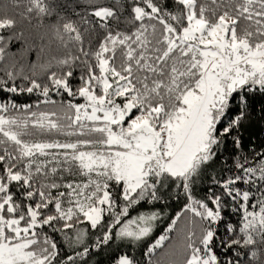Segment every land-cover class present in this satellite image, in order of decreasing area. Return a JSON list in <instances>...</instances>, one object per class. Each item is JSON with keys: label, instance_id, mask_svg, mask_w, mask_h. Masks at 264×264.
Returning a JSON list of instances; mask_svg holds the SVG:
<instances>
[{"label": "snow or ice", "instance_id": "6c2138e0", "mask_svg": "<svg viewBox=\"0 0 264 264\" xmlns=\"http://www.w3.org/2000/svg\"><path fill=\"white\" fill-rule=\"evenodd\" d=\"M257 97L264 0H0V264H264Z\"/></svg>", "mask_w": 264, "mask_h": 264}, {"label": "trees", "instance_id": "16d2710c", "mask_svg": "<svg viewBox=\"0 0 264 264\" xmlns=\"http://www.w3.org/2000/svg\"><path fill=\"white\" fill-rule=\"evenodd\" d=\"M3 3L8 4V0H3ZM35 43L38 45L40 41L37 39ZM13 51H16V48H13ZM30 59H35V53L30 56ZM31 99L33 98L26 96L19 97L21 102L30 101ZM241 135L243 137L245 150L252 147H255L256 149L264 147V98L257 97L252 101V107L249 110V119L244 122V127L241 129ZM228 148L229 150L232 148L230 143ZM227 154V152L224 153L225 156H227ZM208 186V183L204 182L198 186L197 192L202 195V190H205ZM183 204V199L167 201V207H164V218L161 222H159L158 226L154 230L153 236L150 239L154 240L155 237L162 234L164 228L169 223V218L181 211ZM147 207L151 208V205H148ZM160 207H163V205H160ZM134 214L135 213H133V215ZM115 248L116 245L113 244L112 249L114 250ZM124 250L128 251V249ZM131 252L134 255H139L140 248L131 249ZM109 259V250L107 249L103 251L93 250L91 256L88 258L89 264H109Z\"/></svg>", "mask_w": 264, "mask_h": 264}]
</instances>
